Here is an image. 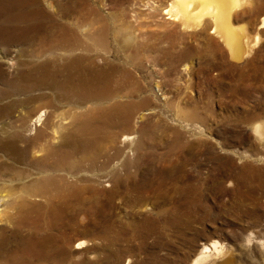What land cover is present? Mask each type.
Returning a JSON list of instances; mask_svg holds the SVG:
<instances>
[{
  "label": "rangeland",
  "instance_id": "1",
  "mask_svg": "<svg viewBox=\"0 0 264 264\" xmlns=\"http://www.w3.org/2000/svg\"><path fill=\"white\" fill-rule=\"evenodd\" d=\"M49 1L41 0L51 11L73 5L93 30L109 27L107 45L97 51L121 83L118 99L140 103L133 124L145 126V135L138 151L123 154L125 167L117 157L101 167L99 158L105 191L75 222L33 207L42 198L28 196L30 205H21L26 192L19 183L0 185V195L15 200L0 204V261L18 250L24 264H191L203 245L217 241L220 252L211 247L208 263L264 264V132L251 128L264 122V28H257L264 0L232 13L250 40L260 37L240 60L209 32L210 23L183 30L166 19L169 0ZM114 130L119 143L122 133L134 132ZM0 160L5 177L28 167ZM26 239L30 247L21 253Z\"/></svg>",
  "mask_w": 264,
  "mask_h": 264
},
{
  "label": "bare ground",
  "instance_id": "2",
  "mask_svg": "<svg viewBox=\"0 0 264 264\" xmlns=\"http://www.w3.org/2000/svg\"><path fill=\"white\" fill-rule=\"evenodd\" d=\"M44 2L52 6L49 0ZM246 4L251 5V1L169 0L162 10L166 19L183 30L206 28L210 23L209 32L219 37L232 59L240 60L260 40L258 32L250 40L244 25L231 21L234 10ZM85 24L70 4L51 11L41 0H0V61L6 65L0 62L5 84L0 89V158L28 165L16 173L10 170L5 177L6 164L0 163V185L19 183L26 192L21 205L31 203L28 196L42 198V203L31 205L71 223L86 216L85 210L94 207L105 191L99 187L103 175L95 169L99 158L103 159L101 167L116 157L125 167L123 154L138 151L146 129L134 127L133 116L140 103L118 99L121 83L97 51L99 45H107L109 27L101 25L93 30ZM257 28H264V15ZM98 60L105 64L98 65ZM33 101L42 103L27 111V104ZM80 108L85 109L77 114ZM117 126L134 132L122 133L119 143L114 130ZM251 128L261 136L264 122H253ZM136 133L139 139L135 143ZM114 166L116 163L105 170L112 174ZM116 180L121 178L116 176ZM158 183L157 187L156 180L154 186L156 203L161 179ZM173 190L181 193L184 189ZM4 196L0 195V204L15 203ZM28 245L26 239L21 253ZM209 247L203 245L191 264H215L214 259L208 263L210 249L219 253L220 247L217 241ZM16 252L12 250L0 264H24L23 259L15 258Z\"/></svg>",
  "mask_w": 264,
  "mask_h": 264
},
{
  "label": "snow or ice",
  "instance_id": "3",
  "mask_svg": "<svg viewBox=\"0 0 264 264\" xmlns=\"http://www.w3.org/2000/svg\"><path fill=\"white\" fill-rule=\"evenodd\" d=\"M125 139H129V138H125Z\"/></svg>",
  "mask_w": 264,
  "mask_h": 264
}]
</instances>
